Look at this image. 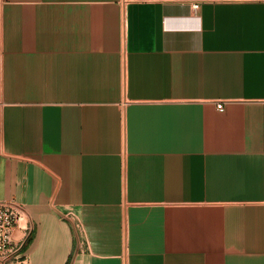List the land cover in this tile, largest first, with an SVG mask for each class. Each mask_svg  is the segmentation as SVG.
<instances>
[{"label": "crops", "instance_id": "0c3cea01", "mask_svg": "<svg viewBox=\"0 0 264 264\" xmlns=\"http://www.w3.org/2000/svg\"><path fill=\"white\" fill-rule=\"evenodd\" d=\"M8 199L25 264H264V0H0Z\"/></svg>", "mask_w": 264, "mask_h": 264}, {"label": "built area", "instance_id": "2783aa9c", "mask_svg": "<svg viewBox=\"0 0 264 264\" xmlns=\"http://www.w3.org/2000/svg\"><path fill=\"white\" fill-rule=\"evenodd\" d=\"M193 8L198 7L194 3ZM222 109V105H217ZM24 215V208L14 199L0 200V264H25L24 253L29 227L25 226L19 238L15 237L16 229L19 227V220Z\"/></svg>", "mask_w": 264, "mask_h": 264}]
</instances>
